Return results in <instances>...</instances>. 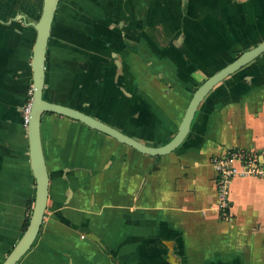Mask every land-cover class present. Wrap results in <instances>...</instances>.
<instances>
[{
	"label": "crops",
	"instance_id": "1",
	"mask_svg": "<svg viewBox=\"0 0 264 264\" xmlns=\"http://www.w3.org/2000/svg\"><path fill=\"white\" fill-rule=\"evenodd\" d=\"M41 6L0 0V262L34 197L22 108L36 35L29 22ZM263 40L264 0H60L43 95L159 145L194 89ZM40 135L48 197L16 264H264V176L232 177L225 217L211 163L264 147V51L207 92L166 154L53 112L41 115Z\"/></svg>",
	"mask_w": 264,
	"mask_h": 264
},
{
	"label": "water",
	"instance_id": "2",
	"mask_svg": "<svg viewBox=\"0 0 264 264\" xmlns=\"http://www.w3.org/2000/svg\"><path fill=\"white\" fill-rule=\"evenodd\" d=\"M59 1L60 0H42L38 19L29 22V24L34 26L36 31L31 50V98L26 124L29 163L35 181L34 197L28 222L23 232L0 264H16L21 256L30 248L42 222L49 186V175L40 135L41 115L44 112H53L79 120L87 126L104 132L119 142L125 143L144 154H166L176 148L185 138L198 104L207 92L217 84V82L221 81L227 75L248 63L264 51L263 40L242 51L232 61L205 78V80H203L192 92L175 134L165 143L150 145L79 108L51 101L44 97L46 47L54 12ZM117 64H119V62H117Z\"/></svg>",
	"mask_w": 264,
	"mask_h": 264
},
{
	"label": "built area",
	"instance_id": "3",
	"mask_svg": "<svg viewBox=\"0 0 264 264\" xmlns=\"http://www.w3.org/2000/svg\"><path fill=\"white\" fill-rule=\"evenodd\" d=\"M31 98V88L28 100L22 108V120L26 126L28 108ZM214 167L215 181L217 185L216 207L221 214L228 217L229 206L228 189L229 182L235 175H261L264 176V147L260 150L243 147L228 150L222 155L211 157Z\"/></svg>",
	"mask_w": 264,
	"mask_h": 264
},
{
	"label": "trees",
	"instance_id": "4",
	"mask_svg": "<svg viewBox=\"0 0 264 264\" xmlns=\"http://www.w3.org/2000/svg\"><path fill=\"white\" fill-rule=\"evenodd\" d=\"M26 99L28 100V98L26 97ZM27 100H26V102H27ZM30 214V213H29ZM28 218H29V215H28V217L25 219V223H24V226H23V228H25V226H26V224H27V222H28Z\"/></svg>",
	"mask_w": 264,
	"mask_h": 264
}]
</instances>
